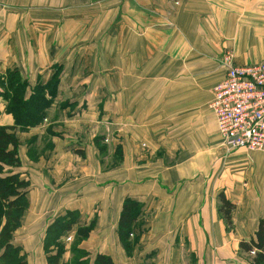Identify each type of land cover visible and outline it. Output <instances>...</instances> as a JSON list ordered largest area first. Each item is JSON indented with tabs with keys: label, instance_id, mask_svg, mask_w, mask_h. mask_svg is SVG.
<instances>
[{
	"label": "crops",
	"instance_id": "obj_1",
	"mask_svg": "<svg viewBox=\"0 0 264 264\" xmlns=\"http://www.w3.org/2000/svg\"><path fill=\"white\" fill-rule=\"evenodd\" d=\"M226 50L238 63L264 60V0H0V74L18 69L29 93L61 67L51 127L16 128L10 172L28 180V206L13 240L27 264H49L45 229L68 209L94 221L96 252L123 249L126 195L144 219L134 254L249 264L239 241L264 218V146L231 148L219 134L208 103ZM4 106L0 96V124L12 125ZM220 193L234 203L231 229Z\"/></svg>",
	"mask_w": 264,
	"mask_h": 264
},
{
	"label": "trees",
	"instance_id": "obj_2",
	"mask_svg": "<svg viewBox=\"0 0 264 264\" xmlns=\"http://www.w3.org/2000/svg\"><path fill=\"white\" fill-rule=\"evenodd\" d=\"M60 70L61 67L56 66L50 79L45 82L38 80L29 93H27L28 79L23 77L18 69H7L4 74H0V96L5 100L4 110L10 112L14 118L12 125L0 124V202L2 203H0V264H27L26 254L20 253L22 246L13 243V232L21 224L20 217L28 206L25 189L28 180L20 178L17 172L5 174L2 172L5 165L20 164L16 128L26 130L47 116L46 108L57 93ZM220 201L219 210L226 225L230 224L234 203L223 193H220ZM141 206L139 200L130 196L126 195L122 199L116 231L127 254L133 253L134 246L137 245L143 231L144 219L141 216ZM78 216L77 210L68 209L64 214L55 216L47 225L43 248L49 264H66L60 262L66 249L59 241V237L72 228ZM93 223L94 221H91L87 225H79L76 229V237L80 235L81 239L87 237ZM79 241L72 244L71 250L73 253L76 252V255H80L70 264H115L110 254L101 251L95 252L90 259L89 250L81 246ZM239 247L246 252L254 250L255 263H264V218L259 219L257 228L249 239L239 241ZM150 254L137 264H154L148 260Z\"/></svg>",
	"mask_w": 264,
	"mask_h": 264
},
{
	"label": "built area",
	"instance_id": "obj_3",
	"mask_svg": "<svg viewBox=\"0 0 264 264\" xmlns=\"http://www.w3.org/2000/svg\"><path fill=\"white\" fill-rule=\"evenodd\" d=\"M224 77L213 87L208 106L225 145L248 150L264 146V60L238 63L222 56ZM254 251V250H252Z\"/></svg>",
	"mask_w": 264,
	"mask_h": 264
},
{
	"label": "rangeland",
	"instance_id": "obj_4",
	"mask_svg": "<svg viewBox=\"0 0 264 264\" xmlns=\"http://www.w3.org/2000/svg\"><path fill=\"white\" fill-rule=\"evenodd\" d=\"M96 3L97 2H93L91 4L95 5ZM76 20L79 21V19H76ZM79 35H80V31L75 30L74 37H78ZM226 51H228V50H226ZM232 60L234 61L233 55H232ZM41 123H46V127H48V126L51 127V125H52V123H49V121H47V116H45L38 124H41ZM31 127H29V128L31 129ZM29 128H27V130ZM42 128L43 127L41 126L40 129H42ZM105 131H106V135L104 134L105 137H107V135H108V137H112V135H113V127H111V126L110 127H105ZM21 135H22V137H27L29 134L21 132ZM29 137H31V136H29ZM47 137H49V136H47ZM105 143H107V142H105ZM105 160H109V158L105 157ZM110 160H111V157H110ZM10 166H16V165H5L4 168H3V172L2 173L5 174V173H8V172L12 171L13 167L11 168ZM0 207H1V205H0ZM88 223L89 222L77 221V223H75V225H72V228L70 230L65 231L63 233V235L61 237H59V241L65 246V249H66L63 252V255H62L61 259H60V262L66 263V264H70L71 261H73L76 257H78V255H80V254L76 255V252L73 253L72 250H71V246H72L73 243H76V242H78L81 239V235L76 237L77 236V234H76L77 227L79 225H87ZM225 226H226L227 229H231L232 228V221H231L230 224H227V225H226V221H225ZM139 241H140V237H139L138 243H139ZM0 242H1V240H0ZM14 242L15 241L13 240V243ZM93 243H94V239L92 237H90L89 235L87 237H85L84 239H81V242H80L81 246L83 245V247H86V248L89 249V252H90V257L89 258L90 259H92L93 254L96 252L95 251V246L96 245H95V243L93 245ZM185 245L187 247L189 244L185 243ZM0 248H1V244H0ZM121 248H123V246ZM136 248H137V245L134 246L132 254L124 253L123 252L124 248L123 249H118L117 251H115V253L112 255L113 259L115 261V264H136L137 261L141 257H142V260H143L145 258V256H146V254H144V255L142 253L141 254H139V253L134 254ZM239 250H240L239 255L241 256V261L242 262H246V263H249V264H256L255 261L253 260V256H254L253 251L246 252L244 250H241L240 247H239ZM21 252H24V250L20 251V253ZM163 256L164 255L155 254V257H156V261H155V260L152 259V254H150L148 260H150L154 264H169L168 260H166V261L162 260ZM202 256L203 255H199V254L194 256V255L189 254V252H187L186 255L175 254V255H173V258H175L174 262L177 261V259H178L180 264H203V263L206 264L207 260H204V257H202ZM16 257H18V256H16ZM83 257H85V255ZM142 260H140V261H142ZM33 262H34V264H40V263L37 262V260H35V258H34ZM172 264H174V263H172ZM261 264H264V263H261Z\"/></svg>",
	"mask_w": 264,
	"mask_h": 264
}]
</instances>
